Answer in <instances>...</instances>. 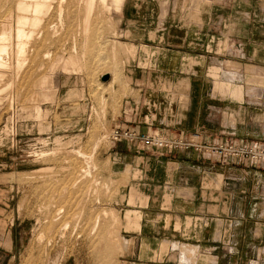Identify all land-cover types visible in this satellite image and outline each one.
<instances>
[{"label":"rangeland","instance_id":"obj_1","mask_svg":"<svg viewBox=\"0 0 264 264\" xmlns=\"http://www.w3.org/2000/svg\"><path fill=\"white\" fill-rule=\"evenodd\" d=\"M110 1L107 3L111 6L108 10L110 13L105 10L93 13L92 21L96 15L97 18L91 22L87 33L89 36L81 32L84 24L82 18L85 17L84 8L83 11L81 8L80 15L83 17H77L79 20L76 18L74 22V31L78 28L77 31L81 32L78 36L77 31L72 32L73 29L68 27V21L62 33H59L61 39L58 35L47 36V39L53 40V44L50 42L51 45L46 46L50 40L44 43L37 41L35 44L32 40L23 55L26 60L22 59V67L17 65L16 46L13 45L14 25H11L12 28L9 22H0V25L8 26L4 25L6 31L5 28L2 30L1 25L0 34L9 33L12 39L8 58L10 55L12 57L6 60L4 68L0 70V264H195L201 256L191 244L175 242L177 236H171L172 240L167 239L158 245L141 243L132 237L139 230V224H129L126 216L131 205L140 199L137 196L131 202L130 197L127 203L128 174L124 168L130 141L116 142L111 137L116 127L128 128L121 123L126 121L127 116L130 118L129 113L135 112L136 124L153 129L146 134L183 140L205 151H208L205 145H212L196 144L199 143L196 138H187L188 135L175 128L192 127L196 121V117L190 114L188 83L185 78L195 73L193 65L197 61L192 56L190 46L183 44L180 39L185 38L181 31L185 32L199 22L197 0H119L116 5ZM135 1L138 3L135 4ZM98 11H101L102 17H99ZM52 16V20L57 22V14ZM74 40L79 45H74ZM41 43L44 44L43 48L46 46V50ZM38 44L40 47H37ZM126 44L135 46V54L124 52L123 45ZM114 47L120 49V52L115 53L116 57H113L111 51ZM76 51L84 54L83 57L79 56L80 53L76 54ZM214 51L222 53L223 50L219 47ZM44 54L50 55L45 58ZM70 55H77L81 59L82 69L78 72L68 73L61 69L65 65L60 61L61 56L67 58ZM13 60L16 62L15 67ZM113 70L120 73H116L113 83L108 84L111 78L105 82L101 80L108 72H113V77ZM201 70L211 75V68ZM246 71H249V67ZM1 73L5 75L3 79ZM132 76L138 85L131 83ZM46 77H49V84H46ZM179 77L182 78L178 82ZM46 92L50 93L49 98H46ZM136 144L142 147L140 143ZM77 150L88 153L86 155L92 158L86 161ZM42 152L48 155L43 156ZM88 161H92L91 178L85 177L80 186L77 184L75 188L70 186L71 179L76 175L73 171L80 166L86 168L84 162L88 165ZM67 175L72 178L69 179ZM86 184H91L88 187L90 189H87ZM58 188H65L63 192L71 196L65 197V217L67 212L70 213V217H66L69 226L67 229L62 228L57 223L56 228L58 225L60 228H55L57 232L51 238L52 230L49 232L45 226L49 221L45 223L47 204H50L48 199L52 200V193ZM140 202L142 205L146 203L142 200ZM43 212L45 214L42 215ZM99 214V227L104 225L103 228L101 226L96 232H90L88 228V231L84 230L87 219ZM74 221L81 226H72ZM104 231L109 238L103 235ZM150 231L157 233L159 229ZM40 232L42 236H39ZM38 242L43 244L40 246ZM261 263L264 264V259Z\"/></svg>","mask_w":264,"mask_h":264},{"label":"crops","instance_id":"obj_2","mask_svg":"<svg viewBox=\"0 0 264 264\" xmlns=\"http://www.w3.org/2000/svg\"><path fill=\"white\" fill-rule=\"evenodd\" d=\"M197 4L199 22L181 31L185 38L180 39L197 61L195 73L185 78L196 121L192 127L175 128L200 145L224 139L264 144V0ZM126 45L135 54V46ZM219 47L222 53L214 51ZM204 68H211V75ZM131 83L137 84L133 76ZM129 115L123 126L152 132L136 124L135 112ZM128 149L127 203L137 196L146 202L137 201L127 212V222L139 224L135 240L158 245L177 236L175 242L200 252L195 264H262L263 166L193 146L145 149L128 142Z\"/></svg>","mask_w":264,"mask_h":264},{"label":"bare ground","instance_id":"obj_3","mask_svg":"<svg viewBox=\"0 0 264 264\" xmlns=\"http://www.w3.org/2000/svg\"><path fill=\"white\" fill-rule=\"evenodd\" d=\"M112 2H113V4L114 5H116V4H118V1L119 0H111ZM111 1H110V3H111ZM108 0H0V22H6L7 21V23L9 22V26H13L14 25V30H15V32H14V39H15V44H13L14 46H16V60H17V65H19L20 67H22L21 66V62H22V59H24L23 58V55L24 54H26V50L28 49L27 48V46H29V43L30 42H32V40H34V42H35V44H37L38 42L37 41H39V43L40 42H46V40L48 41V40H50V39H47V36L50 34V35H52V37H53V35H55V36H57L58 38H59V33L61 34L62 32L61 31H63V29L66 27V25H67V23H68V21H69V28H71V29H73V31L72 32H75L76 33V31L78 30V28H77V30H75L74 31V26H75V24H74V22H75V20H76V18L77 17H83L82 15H80V10H81V8H82V11H83V8H84V12H85V17L84 18H82L83 20H84V24H83V21H82V24H83V31H81V32H85V34L86 35H88L89 33V31H90V25H92L91 24V22H94V20H95V18H97V15L95 16V17H93V21H92V15H93V13L95 12V11H97V10H105V11H107V12H109L110 13V11H108V10H110L111 9V6L109 7L108 6ZM116 3V4H115ZM122 3V2H121ZM111 5V4H110ZM117 9V8H116ZM104 11V12H105ZM99 12V17L102 15V13H100L101 11H98ZM97 12V13H98ZM108 13V14H109ZM53 14H57V19L55 18L56 17V15H55V20H57V22H54L53 20H52V15ZM84 14V13H83ZM80 15V16H79ZM95 15V14H94ZM102 17V16H101ZM68 18V20H67V22H66V19ZM79 18H77L78 20H79ZM99 19V18H98ZM97 19V20H98ZM113 19V18H112ZM77 20V21H78ZM110 20V19H109ZM79 22H81V21H79ZM78 22V23H79ZM6 23V24H7ZM4 24V23H3ZM82 24H81V26L80 27H82ZM2 25V24H1ZM0 25V26H1ZM5 25V24H4ZM4 25H2L1 27H2V30H3V28H5L6 29V31H7V28H8V26L7 25H5V26H7V28L6 27H4ZM94 25V24H93ZM97 25V23L95 24V26ZM11 26V27H12ZM79 26V25H78ZM10 27V28H11ZM13 28V27H12ZM12 28H11V30H12ZM92 28H94V27H92ZM8 30H10V29H8ZM5 31V32H6ZM66 31H68V30H66ZM92 31H93V29H92ZM10 32V31H9ZM79 32L80 31H77V36L79 35ZM80 32V33H81ZM8 33V32H7ZM74 33V34H75ZM88 33V34H87ZM9 34V33H8ZM8 34H6V33H4V32H2V34H0V70H1V68L3 67L4 68V66H5V64H6V60L8 59L9 60V58L11 59V57H12V55H10V57L8 58V56H9V52H8V50H9V47H11V46H9V44L11 43V38L8 36ZM13 34V33H12ZM67 34V33H66ZM73 34V33H72ZM114 34H117V33H114ZM11 35V34H10ZM49 35V36H50ZM63 35H65V34H63ZM71 35V34H70ZM81 35V34H80ZM12 36V35H11ZM68 36V35H67ZM71 36H73V35H71ZM75 36V35H74ZM89 36V35H88ZM12 37V38H13ZM56 37V38H57ZM70 37V36H69ZM87 37V36H86ZM49 38V37H48ZM57 38V39H58ZM65 39H66V37H64ZM70 38H74V37H70ZM76 38V37H75ZM74 38V39H75ZM59 39H61V38H59ZM58 39V40H59ZM85 39H87V38H85ZM114 39V38H113ZM75 40H77V39H75ZM74 40V45H75V43H76V46L77 45H79L78 43H77V41H75ZM53 40H50L47 44H46V46L48 45V44H50V42H52ZM88 41V40H87ZM102 41V40H101ZM55 42H57L56 41V39H55ZM79 42V41H78ZM107 42V41H106ZM86 43V42H85ZM116 43V42H115ZM12 44V43H11ZM42 44V43H41ZM52 44H53V42H52ZM61 44V43H60ZM84 44V43H83ZM30 45H31V43H30ZM33 45V44H32ZM43 45L44 44H42V48H43ZM51 45V44H50ZM64 45V44H63ZM73 45V48H75V46ZM87 45V44H86ZM115 45H117V44H115ZM34 46H36V45H34ZM34 46H33V48H34ZM46 46H45V48H43V49H45L46 50ZM84 46V45H83ZM82 46V47H83ZM30 47V46H29ZM37 47H40L39 46V44L37 45ZM97 47V46H96ZM109 47V46H108ZM27 48V49H26ZM41 48V49H42ZM51 48V47H50ZM78 48V47H77ZM85 48H86V46H85ZM87 48H88V46H87ZM125 48V50H126V52L127 53H129V54H133V50L131 49V48H129L128 46H125V45H123V49ZM11 49H12V47H11ZM14 49V50H15ZM32 49V48H31ZM70 49V48H69ZM83 49V48H82ZM81 49V50H82ZM98 49V48H97ZM102 49V48H101ZM38 50V49H37ZM77 50V49H76ZM80 50V49H79ZM81 50H80V52H81ZM125 50H124V52H125ZM34 51H35V49H34ZM44 51V50H43ZM64 51V50H63ZM67 51V50H66ZM78 51V50H77ZM76 51V54L78 53ZM83 51V50H82ZM87 51V50H86ZM103 51V50H102ZM111 51H112V55H113V57L115 56H117V54H115V53H118V51L120 52V49H118V47H117V49H116V47H114L113 49H111ZM12 52V51H11ZM10 52V53H11ZM28 52V51H27ZM33 52V51H32ZM45 52H48V51H45ZM79 52V53H80ZM15 53V52H14ZM13 52H12V54H14ZM30 53V52H29ZM42 53V52H41ZM44 53V52H43ZM75 53V52H74ZM74 53H72V54H74ZM78 53V54H79ZM110 52H108V54H109ZM31 54V53H30ZM38 54V53H37ZM15 55V54H14ZM40 55H43V54H40ZM45 56L47 55V54H44ZM50 55V54H49ZM49 55H47L48 57H49ZM84 55V54H83ZM83 55L80 53L79 54V56H82L83 57ZM110 55V54H109ZM31 56V55H30ZM29 55H28V57H30ZM37 56H39V55H37ZM45 56H43V57H45ZM47 56L45 57V58H47ZM78 56V57H79ZM26 57V56H25ZM28 57H27V60H28ZM77 57V55H70L69 57L67 56V58H65V57H63V56H61V58H60V61L61 62H64L65 63V65H63L62 66V68L61 69H64L65 70V72H68V73H74V72H76L77 70H79V69H82V64H81V59H79ZM120 57V56H119ZM15 58V57H14ZM44 58V59H45ZM49 59V58H48ZM115 59V58H114ZM24 60H26V59H24ZM14 61V60H13ZM82 61H83V59H82ZM26 62V61H25ZM61 62H59V63H61ZM8 63V62H7ZM10 64H11V60H10V62H9ZM8 63V65H10ZM15 61H14V63H13V66L15 65ZM103 63V62H102ZM63 64V63H62ZM101 64V63H100ZM107 64V63H106ZM109 64H110V62H109ZM12 65V64H11ZM11 65L9 66V67H11ZM24 65V64H23ZM58 66H59V64H57ZM56 65V66H57ZM118 65V64H117ZM12 66V67H13ZM15 67V66H14ZM7 68V67H6ZM16 68H18L17 66H16ZM56 68V67H55ZM9 69V68H8ZM12 69H14V68H12ZM20 69V68H19ZM19 69H17V70H19ZM11 70V69H10ZM17 70H16V72H17ZM22 70V69H21ZM6 71V70H5ZM20 71V70H19ZM114 72H115V74H114V76L112 77V74H113V72H112V74L110 73V72H108V73H110L111 74V79L112 80H110L109 81V83L110 82H112L113 80H115V75H116V73H118L119 71H117V70H113ZM13 72V70L11 71V73ZM78 72V71H77ZM3 73V72H2ZM1 73V77L3 76V77H5V75L4 74H2ZM5 73V72H4ZM10 73V72H9ZM13 74H14V72H13ZM12 74V75H13ZM118 74H120V73H118ZM3 77H2V79H3ZM6 77H7V74H6ZM118 77V76H117ZM1 79V80H2ZM46 79H47V81H46V84H49V77H46ZM52 81V80H51ZM4 82V81H3ZM43 82H44V80H43ZM4 87V86H3ZM1 90V89H0ZM6 90V89H5ZM5 93V92H4ZM49 95H50V93L49 92H46L45 93V96H46V98H49ZM45 98V97H44ZM92 133V132H91ZM92 138V137H91ZM75 151V150H74ZM73 151V152H74ZM71 152V151H70ZM36 153V152H35ZM77 153H80L81 155H83V158L85 157L86 158V161H87V159L90 157V158H92L90 155H89V157H88V155H86V154H88V153H85V152H83V151H78L77 150ZM38 154V153H37ZM74 154V153H73ZM41 155H48V154H46V153H41ZM77 155V154H76ZM68 156V155H67ZM82 158V159H83ZM65 159V158H64ZM69 159H71V158H69ZM68 159V160H69ZM76 160V159H75ZM67 161V160H66ZM84 161H85V159H84ZM92 162V161H91ZM91 162L90 161H88V165H86L87 163H85L84 162V164H85V166H87L86 168L84 167L83 168V166H80V167H77V166H75V167H77V169L75 170V171H73L74 172V174H76V175H74V177L72 178V177H68V175H67V177L70 179V178H72L71 179V182H70V186H74V188L75 187H77V186H75V185H79V184H81L80 182L82 181V179H84L85 177H89L90 176V178H91V176H92V169H91ZM79 164V163H78ZM77 164V165H78ZM81 165H82V163H81ZM93 167V166H92ZM73 169V168H72ZM95 171V170H94ZM75 172H77V173H75ZM71 174V173H70ZM73 174V173H72ZM71 174V175H72ZM73 176V175H72ZM66 177V178H67ZM95 178V177H94ZM68 179V180H69ZM89 179V178H88ZM88 179L86 180L85 179V181H87L88 182ZM92 180V179H91ZM90 180V181H91ZM95 180V179H94ZM59 181V180H58ZM61 181V180H60ZM63 181V180H62ZM93 182V181H92ZM67 183V182H66ZM68 184L69 183H67L66 185H67V187H69L68 186ZM93 184V183H92ZM40 185V184H39ZM57 185V184H56ZM64 185H65V183H64ZM87 185V189H90V188H88L89 187V185L91 186V184H86ZM94 185V184H93ZM97 185V184H96ZM80 186V185H79ZM78 186V187H79ZM55 187V186H54ZM60 187V186H59ZM66 187V186H65ZM81 187H83L82 185H81ZM80 187V188H81ZM95 187H97V186H95ZM94 187V188H95ZM50 188V187H49ZM53 188V187H52ZM62 188V187H61ZM61 188H60V190H59V188H58V190L56 191L55 189V191L52 193V196H51V198H52V200L51 199H48V202L51 204L52 203V205L50 206V204H47V201L45 202L46 204H47V206H48V208H47V219L45 220L46 222L45 223H47V220H49L48 221V226L47 225H45L46 226V229H48V231L49 230H52V232L51 231H49V232H51V236H50V234H49V236L52 238V236L54 235V233L55 232H57V230H55V228H56V224L58 223V224H60L61 226H62V228H66L67 226H69V224H68V221L67 220H69V219H67L66 217L67 216H69L70 215V213L69 212H67V216L65 217V206H66V202H67V199H65V197H67V196H69L68 195V193H67V195L65 194V192H63V190L65 189H63V190H61ZM73 188V187H72ZM86 188V187H85ZM92 189H94L93 187H91ZM100 188V187H99ZM71 189V188H70ZM83 189V188H82ZM80 190L81 192H83V190ZM96 189V188H95ZM35 190V189H34ZM53 190V189H52ZM73 190V189H72ZM98 190V189H97ZM46 191V190H45ZM68 191H69V189H68ZM68 191H66V192H68ZM71 191V190H70ZM76 191V190H75ZM75 191H74V193H75ZM77 191H79V190H77ZM86 190H84V192H85ZM89 191V190H88ZM94 191V190H93ZM96 191V190H95ZM42 192V191H41ZM89 192H91L92 193V191L90 190ZM98 192V191H97ZM70 193H72V192H70ZM79 193V192H78ZM88 193V192H87ZM86 193V194H87ZM94 193V192H93ZM45 194V193H44ZM80 194V193H79ZM78 194V195H79ZM82 195H83V193H81ZM66 195V196H65ZM71 195V194H70ZM74 195V194H73ZM76 195H77V193H76ZM75 195V196H76ZM81 195V196H82ZM44 196V195H43ZM46 196V195H45ZM93 196V195H92ZM47 197V196H46ZM69 197H71V196H69ZM95 197V196H94ZM39 198H42V197H39ZM69 199H71V198H69ZM89 199H90V197H89ZM66 200V201H65ZM72 200V199H71ZM42 201V200H41ZM70 201V200H69ZM96 201V200H95ZM70 203V202H69ZM41 204H43V203H41ZM55 204V205H54ZM45 204H43L42 206H44ZM71 205H72V203H71ZM39 206V205H38ZM41 206V207H42ZM70 208H71V206L70 205H68ZM45 208V207H44ZM67 208V207H66ZM70 208H68V209H70ZM43 209V208H42ZM72 209V208H71ZM39 210V209H38ZM45 210V209H44ZM40 211H41V209H40ZM46 211V210H45ZM69 211V210H68ZM90 212V211H89ZM107 212V211H106ZM69 213V214H68ZM43 214H45V212H43L42 213V215ZM94 214V213H93ZM35 215V214H34ZM40 216V215H39ZM70 217V216H69ZM71 218H72V216H71ZM70 218V219H71ZM80 218L81 217H79V220H80ZM45 219V218H44ZM71 220H73V219H71ZM88 221L86 222V228H84L85 226L84 225H82V227L84 228V230H86L87 228L90 230V232L91 231H99V228H101V226L99 227V224H100V214L99 215H97L95 218H90V219H87ZM107 220V219H106ZM39 221V220H38ZM78 221V220H77ZM75 222V224H73L72 223V226L73 225H75L76 227H77V225L78 226H81V224L79 225V224H77V222L76 221H74ZM80 222V221H79ZM77 224V225H76ZM60 225H58V228H56V229H59L60 227ZM71 225V224H70ZM106 225V224H105ZM104 226V225H103ZM103 226H102V228H103ZM48 227V228H47ZM71 227V226H70ZM78 228V227H77ZM79 228H81V227H79ZM83 228H82V230H83ZM106 228V227H105ZM67 229V228H66ZM88 229H87V231H88ZM74 230V232H75V228L73 229ZM77 230V229H76ZM81 230V231H82ZM106 230V229H105ZM47 231V232H48ZM71 231V230H70ZM80 231V230H79ZM65 232V231H64ZM73 232V231H72ZM76 232H78V231H76ZM45 233H46V231H45ZM63 233V232H62ZM71 233V232H70ZM78 233H80V232H78ZM82 233H83V231H82ZM93 234H95L94 232H92ZM99 233V232H98ZM102 233V232H101ZM105 233H106V231H104V233H103V235H105ZM108 233H109V231H108ZM44 234V233H43ZM57 234V233H56ZM60 234H61V232H60ZM46 235V234H45ZM62 235V234H61ZM66 235V234H65ZM71 235V234H70ZM72 235H74V234H72ZM78 235H80V234H78ZM102 235V234H101ZM39 236H42L41 235V232H40V235ZM38 236V237H39ZM64 236V235H63ZM68 236V235H67ZM81 236V235H80ZM106 236V235H105ZM46 237V236H45ZM55 237V236H54ZM59 237V236H58ZM101 238H102V236H100ZM106 237H108V236H106ZM105 237V238H106ZM44 238V237H43ZM42 238V239H43ZM50 238V239H51ZM56 238V237H55ZM99 238V237H98ZM109 238V237H108ZM45 239V238H44ZM49 239V238H48ZM49 239V240H50ZM46 240V239H45ZM45 240H44V242H45ZM58 240V239H57ZM103 240H104V237H103ZM108 240H110V239H108ZM108 240H106V241H108ZM112 240V239H111ZM38 241V240H37ZM54 242V241H53ZM97 242V241H96ZM95 242V243H96ZM110 242V241H109ZM38 243H40L39 245L41 246V244H43V242H38ZM45 243H47V242H45ZM49 243V242H48ZM51 243V242H50ZM111 244V243H110ZM109 244V245H110ZM108 245V246H109ZM112 245V244H111ZM52 246V245H51ZM50 246V247H51ZM54 246V245H53ZM52 246V247H53ZM51 247V248H52ZM32 248V250H33V246L31 247ZM30 248V249H31ZM110 248V247H109ZM44 249V248H43ZM42 249V250H43ZM47 250V249H46ZM46 250H45V252H46ZM110 251L112 250V249H109ZM109 251V252H110ZM28 252H29V250H28ZM43 252V251H42ZM98 252V251H97ZM100 253V252H99ZM113 253V252H112ZM30 254H32V252L31 253H29V256H31ZM42 254V253H41ZM107 254V253H106ZM27 255H28V253H27ZM49 258V257H48ZM109 260V259H108ZM99 261V260H98Z\"/></svg>","mask_w":264,"mask_h":264},{"label":"built area","instance_id":"obj_4","mask_svg":"<svg viewBox=\"0 0 264 264\" xmlns=\"http://www.w3.org/2000/svg\"><path fill=\"white\" fill-rule=\"evenodd\" d=\"M114 141H130L140 143L144 148H188L189 142L164 137L161 135H150L129 128L116 127L111 135ZM204 148L217 155L228 156L238 160L246 161L254 166L264 167V144L259 143H237L232 139H226Z\"/></svg>","mask_w":264,"mask_h":264},{"label":"water","instance_id":"obj_5","mask_svg":"<svg viewBox=\"0 0 264 264\" xmlns=\"http://www.w3.org/2000/svg\"><path fill=\"white\" fill-rule=\"evenodd\" d=\"M111 78V75L109 73H105L102 77L101 80L102 81H108Z\"/></svg>","mask_w":264,"mask_h":264}]
</instances>
